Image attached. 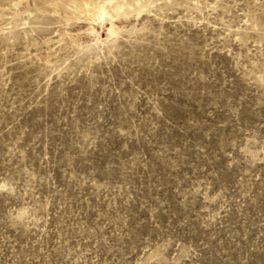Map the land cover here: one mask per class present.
Returning <instances> with one entry per match:
<instances>
[{"label": "rangeland", "instance_id": "374dc122", "mask_svg": "<svg viewBox=\"0 0 264 264\" xmlns=\"http://www.w3.org/2000/svg\"><path fill=\"white\" fill-rule=\"evenodd\" d=\"M70 1L0 0V264H264V0Z\"/></svg>", "mask_w": 264, "mask_h": 264}, {"label": "bare ground", "instance_id": "6f19581e", "mask_svg": "<svg viewBox=\"0 0 264 264\" xmlns=\"http://www.w3.org/2000/svg\"><path fill=\"white\" fill-rule=\"evenodd\" d=\"M121 1L122 0H71L69 5L74 12H78L96 22L103 23L102 21L109 15V11L117 8L118 3ZM88 50H90V48H88Z\"/></svg>", "mask_w": 264, "mask_h": 264}]
</instances>
